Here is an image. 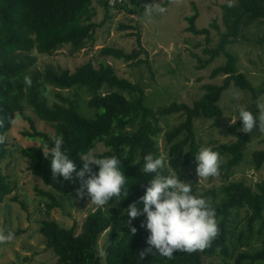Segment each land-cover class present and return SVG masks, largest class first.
I'll use <instances>...</instances> for the list:
<instances>
[{
  "label": "trees",
  "instance_id": "1",
  "mask_svg": "<svg viewBox=\"0 0 264 264\" xmlns=\"http://www.w3.org/2000/svg\"><path fill=\"white\" fill-rule=\"evenodd\" d=\"M93 1L104 7L105 16L99 23L93 20ZM130 1L136 3L140 11H144L150 3V0ZM117 3L111 5L109 0H0V164L9 154L5 136L12 129L15 119L21 117L31 126V130L22 129L21 135L39 140L41 144L21 147L19 153L27 161V170L54 191L68 195L80 185L78 180L65 181L62 177L53 179L50 163L43 156L42 144L50 146L49 138L57 135L63 136V150L73 159L77 169L82 167L81 157L88 151L93 152L97 143H102L105 149L94 154L97 157L117 156L127 178L125 187H129L125 198L122 194L103 206L108 213L101 207L88 213L80 233H75V226L64 228L54 219H41L38 222L39 232L45 239L46 247L52 249L59 264H202L203 256L215 254L226 260L223 264H264V246L235 255L231 252L234 221L242 210L246 212L248 226L252 228L253 224L258 223V233L264 236L263 183L249 185L244 180L229 181L220 187L221 196L217 197L214 190L198 192L195 182L188 181L193 193L204 197L216 210L218 234L205 249L192 252L176 250L171 258L159 255L154 247L146 243L149 233L142 227L144 216L131 219L127 226L129 218L126 211L129 204L143 195L147 181L151 179V174L140 172L144 155L150 153L160 156L154 140L161 132L160 118L174 113H180L183 118L164 134L168 144L165 174L172 175L170 170L177 172L180 165L196 163L194 155L198 147L193 120L200 117L212 119L213 126H220L222 108L218 101L224 90L233 84L248 91L253 100L264 94V82L259 87H253L246 76L238 71L236 55L226 50L228 44L236 42L243 27L257 20L264 25V0H231L220 5L224 30L215 20L209 26L218 33V42L204 48L207 58L193 55L199 70L224 55L225 62L210 72V78L220 75L224 78L221 84L203 85L202 95L192 105L171 102L153 109L144 103L142 88L119 77L114 68L104 61L95 66L88 60L73 71L48 65L43 71L32 70L24 81L21 80V76L36 62L33 51L51 55L66 45L72 54L94 43L95 29L103 24L110 6ZM191 8L193 13L184 18L188 24L185 30L194 35H203L206 43H210L209 27L197 28L198 11L194 3H191ZM121 28L131 26L122 25ZM130 35L135 36L137 49L125 52L121 48L104 46L100 54L130 63L141 61L140 54L148 55L141 45V36L139 32ZM263 41L264 37L259 39V42ZM145 62L150 68L147 59ZM26 79L30 83H26ZM42 83L59 90L84 87L90 93L87 106L95 110V116L90 118L82 115L78 111L76 99L60 92L55 93L57 101L48 105L40 92ZM104 88L109 91L103 92ZM122 92L137 95L127 98ZM27 110L31 113H27ZM251 111L254 115L258 112L254 108ZM33 115L49 124L52 132L37 129ZM260 126L264 128V121L260 122ZM228 132L235 137L233 141L209 146L220 156L227 157L225 162L220 163L218 171L224 176L242 162L246 146L251 140L248 132L242 130L239 120L228 127ZM182 134L183 138L176 141ZM132 161L141 164H133ZM252 161L254 167L260 169L264 164V150L254 151ZM92 168L96 170V166ZM14 189V181L0 170V203ZM37 192L50 201L46 204L47 214L57 207L53 193L41 189ZM209 196L212 197L209 199ZM13 200L26 208L17 197H13ZM137 207L142 205L137 203ZM133 227L136 229L134 233L131 231ZM105 231L107 238L102 257L97 244Z\"/></svg>",
  "mask_w": 264,
  "mask_h": 264
},
{
  "label": "rangeland",
  "instance_id": "2",
  "mask_svg": "<svg viewBox=\"0 0 264 264\" xmlns=\"http://www.w3.org/2000/svg\"><path fill=\"white\" fill-rule=\"evenodd\" d=\"M229 1L231 0H150L149 5L159 4L165 10L162 13L154 12L148 16L145 15V10L140 11L136 3L121 0L115 6H110L103 24L95 29L94 43L87 44L85 48L72 54L66 45L51 55L38 54L33 51L36 62L28 72L21 76V80L24 81L32 70L43 71L48 65H52L55 69L73 71L78 65L88 60H91L95 66L100 61H104L114 68L119 77L128 79L142 88L144 103L147 106L156 109L171 102L192 105L202 95L203 85L221 84L224 78L221 75L210 78L211 70L225 62L224 55H220L206 68L199 70L193 54L207 58L203 52L204 48L212 47L218 42V33L209 26L215 20L220 25V29L224 30L221 23L220 5L227 4ZM191 3H194L198 11L195 23L197 28L209 27L211 31V42L208 44L203 35H194L185 30L188 24L184 18L193 13ZM93 7L95 10L93 20L97 23L103 21L104 7L97 1H93ZM122 25L131 26V28H121ZM136 32H139L141 45L148 53L147 57L145 53L140 54L139 59L143 62L130 63L100 54L104 46L121 48L125 52L137 49L135 36L130 35ZM262 37H264V25L257 20L243 27L236 42L226 46V50L237 57L238 71L246 76L253 87H259L264 82V41L259 42ZM146 59L150 68L146 65ZM102 91L106 92L109 89L104 88ZM40 92L46 98L48 105L57 101L55 93L60 92L64 96L76 99L78 111L82 115L90 118L95 116V110L87 106L90 93L84 87L59 90L42 83ZM122 93L127 98L137 95V93L130 92ZM218 105L222 108L219 127L213 126L212 119L200 117L193 120L198 150L201 147L233 141L235 137L228 132V127L237 120V107L243 106L250 111L254 108L258 111V105L264 106V94L253 100L248 91L231 84L222 92ZM27 113L31 111L27 110ZM33 120L37 129L52 132L51 126L39 120L36 115H33ZM182 120L180 113L160 118L161 132L154 137V140L166 164L168 144H166L164 134ZM24 128L31 130L29 122L17 117L12 129L5 136L9 154L0 164L2 173L15 183L14 191L0 203V231H3L5 235L7 231L13 233L11 240L0 241V264H59L52 249L46 247L45 239L39 232L38 222L45 218L54 219L61 227L75 226V233H80L86 215L94 211L97 206L90 203L89 196L77 195L80 185L68 195H63L45 185L39 177L27 170V161L20 155L19 149L32 144H41V141L21 135L20 132ZM248 134L251 140L246 146L243 160L227 176L222 173L199 178L196 174V163H194L187 166L180 165L176 172L177 178L182 182H195L198 192L214 190L217 197L221 196L220 187L229 181L244 180L249 185L264 184V164L260 169H256L252 161L254 151L264 150V128L254 124ZM183 136L184 134L180 135L176 141L182 139ZM104 149L105 147L99 142L93 153ZM226 159V156H220V163L225 162ZM170 173L175 174L171 170ZM40 189L53 193L58 203L57 207L48 214L46 204L50 201L37 192ZM13 197L24 202L26 208L13 200ZM101 208L108 213L106 207ZM245 215V210H242L234 221V236L231 240L233 255L264 246V236L258 233L259 224L255 223L252 228L249 227ZM106 238L105 231L101 234L97 244L102 257L105 253ZM225 261L222 256L215 254L203 256L202 264H223Z\"/></svg>",
  "mask_w": 264,
  "mask_h": 264
},
{
  "label": "clouds",
  "instance_id": "3",
  "mask_svg": "<svg viewBox=\"0 0 264 264\" xmlns=\"http://www.w3.org/2000/svg\"><path fill=\"white\" fill-rule=\"evenodd\" d=\"M164 10L159 4L147 5L145 15L162 13ZM26 83L30 82L26 79ZM258 109L254 115L243 106L237 107V120L244 132L252 130L254 124L260 125L264 121V106L258 105ZM49 139L50 146L42 144L43 156L50 163L53 179L62 177L65 181H80L77 195L89 196L90 203L98 208L108 204L114 197L122 194L124 198L127 196V178L121 170L122 162L117 156L97 157L92 151H88L80 159L82 167L77 169L73 159L63 150V136L57 135ZM194 157L199 178L218 174L220 156L211 147H201ZM137 163L139 162H133ZM92 166H96L95 171ZM166 168L164 157L150 153L144 155L140 172L151 174V179L147 181L143 195L128 205L127 226L131 219L144 216L142 227L149 233L146 243L154 247L159 255L171 258L176 250L192 252L208 247L218 234V225L216 210L206 199L194 194L191 184L180 181L176 172L174 175L165 174ZM137 203L142 207L138 208ZM131 231L134 233L136 229L133 227ZM12 238V232L7 231L5 235L0 231V241Z\"/></svg>",
  "mask_w": 264,
  "mask_h": 264
},
{
  "label": "built area",
  "instance_id": "4",
  "mask_svg": "<svg viewBox=\"0 0 264 264\" xmlns=\"http://www.w3.org/2000/svg\"><path fill=\"white\" fill-rule=\"evenodd\" d=\"M115 2H118V3H120V2H121V0H113V1H112V0H110V1H109V3H110L111 5H113Z\"/></svg>",
  "mask_w": 264,
  "mask_h": 264
}]
</instances>
